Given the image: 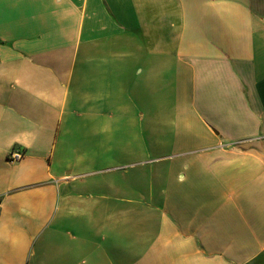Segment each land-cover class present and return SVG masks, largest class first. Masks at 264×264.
Masks as SVG:
<instances>
[{
	"label": "crops",
	"instance_id": "obj_1",
	"mask_svg": "<svg viewBox=\"0 0 264 264\" xmlns=\"http://www.w3.org/2000/svg\"><path fill=\"white\" fill-rule=\"evenodd\" d=\"M0 264H264V0H0Z\"/></svg>",
	"mask_w": 264,
	"mask_h": 264
},
{
	"label": "built area",
	"instance_id": "obj_2",
	"mask_svg": "<svg viewBox=\"0 0 264 264\" xmlns=\"http://www.w3.org/2000/svg\"><path fill=\"white\" fill-rule=\"evenodd\" d=\"M24 158V152L19 149L12 150L8 155V161L10 163L20 162Z\"/></svg>",
	"mask_w": 264,
	"mask_h": 264
}]
</instances>
